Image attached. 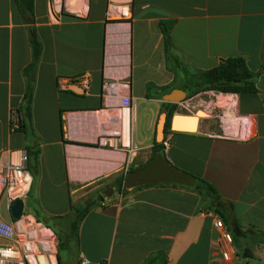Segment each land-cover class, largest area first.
<instances>
[{
    "label": "crops",
    "instance_id": "0c3cea01",
    "mask_svg": "<svg viewBox=\"0 0 264 264\" xmlns=\"http://www.w3.org/2000/svg\"><path fill=\"white\" fill-rule=\"evenodd\" d=\"M56 1L60 12L55 0H33L29 14L0 0V172L11 152L27 155L32 184L21 219L67 235L73 209L91 206L74 264H264V238L258 243L255 233H264V0ZM116 5L130 12L128 50L117 55L108 19ZM162 24L177 68L167 64ZM32 35L41 54L29 69ZM232 57L257 75V93L192 99L201 106L203 94L232 97L250 134L226 137L222 123L219 130L199 119L195 132L170 130L156 148L157 122L144 112L163 102L147 99V86L186 91L198 72ZM83 73L91 75L88 94L59 88ZM30 85L29 118L12 132L9 113L23 110ZM185 174L216 190L217 209ZM11 206L0 191V221L15 225ZM216 216L251 258L234 245L230 262L214 252ZM9 243L0 237V246Z\"/></svg>",
    "mask_w": 264,
    "mask_h": 264
},
{
    "label": "trees",
    "instance_id": "16d2710c",
    "mask_svg": "<svg viewBox=\"0 0 264 264\" xmlns=\"http://www.w3.org/2000/svg\"><path fill=\"white\" fill-rule=\"evenodd\" d=\"M14 4L20 10V12H25L32 14L33 11V0H13ZM162 33L164 36V50L166 55L167 64L169 66L172 65L173 68H177L181 66V64L176 60L171 52V44L169 38V28L165 25H161ZM32 52H33V63L29 66V69H33L39 59L41 54V45L37 41L36 37L32 35ZM256 74L252 73L245 62L244 59L239 57L227 58L221 63L212 69L200 71L196 74L194 78V82L191 84L190 88L186 87L185 92L189 97H192L198 93L213 91L222 94H236V95H251L257 93V89L255 86ZM155 90V93L151 94V90ZM172 87H154L151 85L147 86L146 98H155L161 99L164 94L171 92ZM31 94L32 89L31 85L28 86L27 92L24 98V108L20 112L23 113L24 119L29 118V108L31 102ZM162 105L169 109V112H173L175 109L174 104L162 103ZM169 112H167V123L165 126L164 133L170 131V118ZM24 122V121H23ZM154 146L156 148L162 147V143H155ZM184 174V173H183ZM188 176L193 182V189L200 195L207 197L210 200L211 206L217 209V205L222 201L218 196L216 190L204 182L201 179L194 178L188 174ZM229 209H232L231 204H227ZM91 209V206H82L79 208H74V218L68 225L67 235L65 240H60V250H67L70 254H76L77 244H78V226L84 216ZM218 214L224 219V215L217 211ZM236 230L242 235L245 232H241L239 226L236 225ZM248 231H251L249 229ZM257 236H259L258 243L261 241V238H264V233L256 232ZM232 243L236 250L242 251V256L244 258H251L252 252L248 247H243L240 249L239 240L236 238L232 239Z\"/></svg>",
    "mask_w": 264,
    "mask_h": 264
},
{
    "label": "built area",
    "instance_id": "2783aa9c",
    "mask_svg": "<svg viewBox=\"0 0 264 264\" xmlns=\"http://www.w3.org/2000/svg\"><path fill=\"white\" fill-rule=\"evenodd\" d=\"M56 10L60 12L63 6L56 1ZM66 9L67 5L64 4ZM91 75L83 73L77 77L60 80L59 88L72 85L82 91L83 94H88ZM127 109L122 110L124 115ZM24 121L22 112L12 110L9 113V128L12 132L19 131ZM224 131L222 135L231 137L233 130L231 123H222ZM244 133L248 135L247 131ZM243 133V135H245ZM240 138H246L245 136ZM237 137V135H235ZM9 162L2 168L0 172V191L4 194L7 202L12 205L16 200L23 202L27 198L31 184L32 177L27 169V155L24 152H11ZM23 218V216H22ZM213 229L215 235L212 239V249L216 252L223 262H230L233 255L232 237L225 230L223 220L220 217H215L213 220ZM22 219L18 220L15 225L6 224L0 221V237H4L10 241L9 244L0 246V264H37L36 252L47 253L46 241L43 240L47 228L38 224L39 232L37 233L31 226L27 228L22 227Z\"/></svg>",
    "mask_w": 264,
    "mask_h": 264
},
{
    "label": "rangeland",
    "instance_id": "374dc122",
    "mask_svg": "<svg viewBox=\"0 0 264 264\" xmlns=\"http://www.w3.org/2000/svg\"><path fill=\"white\" fill-rule=\"evenodd\" d=\"M124 13L127 15H124ZM129 18H130V12L127 10V8H122L121 6H117V5L110 8L108 19H109V23L113 25L112 29L116 33H114V35L109 34V39L110 37L117 39L112 42L114 43L112 45V48L115 51L114 54L116 55L120 53L122 54L123 51L125 52L128 50L129 38H128V41L126 40V42L121 41V35H122L121 29L127 28L129 31V26H128ZM128 31L126 32V35L129 37ZM208 92H212V94H215V95H219V94L226 95L222 93H216L213 91H208ZM195 96H192L189 98L187 96V98L183 102H181L180 104H175V109L171 113L169 112V109L164 107L163 105H161L162 107H160L158 112L156 111L155 107H148V109L144 112L146 114L145 118L146 120H149L150 118L148 117V115L150 116L153 113L154 114L153 122L154 121L157 122L158 117H159L158 115L160 113L169 112L170 116L172 115L193 116L195 115L196 112L202 111L206 114V116L205 117L203 116L200 119L212 118L214 121V126L216 128H219V130H220L221 123H227V122L231 123V127L233 128L232 129L233 133L231 137H235V135H237V137L235 138H240V136L243 135L244 130L247 131L248 135L250 134L249 121L246 120L245 118L241 119L240 117L234 115V112H233L234 100L232 97H226L225 102L224 101L222 102L221 101L222 96H219L218 100L214 101V98L211 95L203 94L196 101L199 102L202 99H204L206 101V105L198 106L194 104L193 99H192ZM167 133L168 131L166 132V134ZM31 212H34V211H31ZM21 224L23 228H27L28 226H31L34 230L37 231V233L40 231L39 228L37 227L39 222L35 220L33 217L28 216L25 219H22ZM50 226L54 230H56L53 224H50ZM56 231L57 232H52V231L44 232L42 237H43V240L46 241V249H48L49 252L42 253V252L37 251L35 255V258L37 257V261H38L37 264H45L44 262L47 263V261L43 257H47L49 264H74L76 260V254H70L65 249L60 250V240L62 241L65 240V237H66L65 233L62 232L61 230L59 231L56 230Z\"/></svg>",
    "mask_w": 264,
    "mask_h": 264
},
{
    "label": "water",
    "instance_id": "95a60500",
    "mask_svg": "<svg viewBox=\"0 0 264 264\" xmlns=\"http://www.w3.org/2000/svg\"><path fill=\"white\" fill-rule=\"evenodd\" d=\"M187 98V94L184 90L174 89L171 92L164 94L161 97L163 103L168 104H180ZM205 117L206 114L202 111H198L193 116L172 115L170 118V130L174 132H195L198 126L199 119ZM186 119L191 120L187 122ZM167 113H160L156 127H155V141L160 143L164 138V130L167 123ZM24 202L22 200H16L10 207V214L13 220H20L23 216Z\"/></svg>",
    "mask_w": 264,
    "mask_h": 264
},
{
    "label": "bare ground",
    "instance_id": "6f19581e",
    "mask_svg": "<svg viewBox=\"0 0 264 264\" xmlns=\"http://www.w3.org/2000/svg\"><path fill=\"white\" fill-rule=\"evenodd\" d=\"M124 15H127V14H125L124 13ZM122 31V35H121V41H123V42H126V40L128 41V36L126 35V32L128 31V29L127 28H123V29H121ZM114 33H116L114 30L112 31V34L114 35ZM119 36H120V34H119ZM114 37V36H113ZM119 39V38H118ZM110 40L111 41H114V40H117V39H114V38H112V37H110ZM122 45V44H121ZM121 47V46H120ZM127 47V46H126ZM123 48H124V46H123ZM119 51V50H118ZM121 54V53H120ZM125 55V54H124ZM122 56V55H121ZM122 59V58H121ZM120 59V60H121ZM123 63V62H122ZM125 64V63H124ZM126 67V66H125ZM226 97H221V101L223 102H225V99ZM232 103V102H231ZM183 116V115H182ZM123 120H124V125L123 126H125V128H126V124H127V114L125 113L124 114V116H123ZM187 120V122H191V120H189V119H186ZM125 128L123 129V130H125ZM233 129V128H232ZM49 252V251H48ZM47 252V253H48ZM46 261H47V263L46 262H44L45 264H49V261H48V259H47V257H43Z\"/></svg>",
    "mask_w": 264,
    "mask_h": 264
},
{
    "label": "flooded vegetation",
    "instance_id": "af4514ba",
    "mask_svg": "<svg viewBox=\"0 0 264 264\" xmlns=\"http://www.w3.org/2000/svg\"><path fill=\"white\" fill-rule=\"evenodd\" d=\"M168 115V114H167Z\"/></svg>",
    "mask_w": 264,
    "mask_h": 264
}]
</instances>
